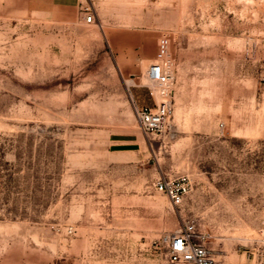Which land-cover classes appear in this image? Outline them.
<instances>
[{"label": "rangeland", "instance_id": "1", "mask_svg": "<svg viewBox=\"0 0 264 264\" xmlns=\"http://www.w3.org/2000/svg\"><path fill=\"white\" fill-rule=\"evenodd\" d=\"M162 37L172 111L146 134ZM179 174L175 206L154 182ZM187 221L217 264H264V0H0V264H177Z\"/></svg>", "mask_w": 264, "mask_h": 264}, {"label": "built area", "instance_id": "2", "mask_svg": "<svg viewBox=\"0 0 264 264\" xmlns=\"http://www.w3.org/2000/svg\"><path fill=\"white\" fill-rule=\"evenodd\" d=\"M83 19L86 24L95 21L91 7H85ZM148 72L150 78L160 85L165 98H168L172 92L175 75L170 58V41L167 37L159 40L156 59L150 64ZM171 111L172 107L168 101L156 107L135 104L136 118L141 130L146 134L161 132ZM192 187L193 182L188 174L160 177L154 182V188L165 193L175 206L182 204ZM211 236L210 232L200 229L194 221L184 222L178 231L164 238L169 248L170 260L177 264H217L214 251L207 245Z\"/></svg>", "mask_w": 264, "mask_h": 264}, {"label": "bare ground", "instance_id": "3", "mask_svg": "<svg viewBox=\"0 0 264 264\" xmlns=\"http://www.w3.org/2000/svg\"><path fill=\"white\" fill-rule=\"evenodd\" d=\"M170 58H171V61H172V56L171 55H170ZM128 83L129 84H134V81L133 80H128ZM141 84L150 85L155 90V93H154L155 97L159 101V89L158 88L160 87V85L158 84L157 81H154V80H152L150 78L149 72H148V75H147V73L143 75L142 80H141ZM160 96H161L160 104L163 103V102H167V98H165V96L162 94L161 88H160Z\"/></svg>", "mask_w": 264, "mask_h": 264}, {"label": "crops", "instance_id": "4", "mask_svg": "<svg viewBox=\"0 0 264 264\" xmlns=\"http://www.w3.org/2000/svg\"><path fill=\"white\" fill-rule=\"evenodd\" d=\"M34 1H36V0H34ZM35 8H45L44 6H35Z\"/></svg>", "mask_w": 264, "mask_h": 264}]
</instances>
